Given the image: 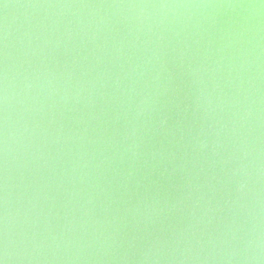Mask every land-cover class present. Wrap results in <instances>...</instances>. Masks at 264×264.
<instances>
[{"label":"water","instance_id":"1","mask_svg":"<svg viewBox=\"0 0 264 264\" xmlns=\"http://www.w3.org/2000/svg\"><path fill=\"white\" fill-rule=\"evenodd\" d=\"M2 264H264V0H0Z\"/></svg>","mask_w":264,"mask_h":264},{"label":"snow or ice","instance_id":"2","mask_svg":"<svg viewBox=\"0 0 264 264\" xmlns=\"http://www.w3.org/2000/svg\"><path fill=\"white\" fill-rule=\"evenodd\" d=\"M0 264H2V261H0Z\"/></svg>","mask_w":264,"mask_h":264}]
</instances>
